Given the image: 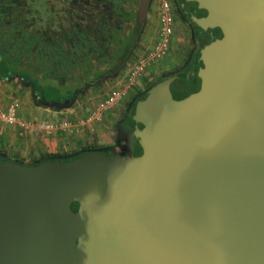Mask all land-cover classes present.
Instances as JSON below:
<instances>
[{
  "label": "water",
  "instance_id": "1",
  "mask_svg": "<svg viewBox=\"0 0 264 264\" xmlns=\"http://www.w3.org/2000/svg\"><path fill=\"white\" fill-rule=\"evenodd\" d=\"M179 1L195 89L173 91L186 74L138 101L132 153L0 159V264H264V0Z\"/></svg>",
  "mask_w": 264,
  "mask_h": 264
},
{
  "label": "trees",
  "instance_id": "2",
  "mask_svg": "<svg viewBox=\"0 0 264 264\" xmlns=\"http://www.w3.org/2000/svg\"><path fill=\"white\" fill-rule=\"evenodd\" d=\"M139 1L0 0V76L31 83L40 104H70L78 89L106 79L124 65L134 48L127 49V30ZM198 52L187 62L189 67L192 62L198 67ZM68 84L72 86L62 92ZM94 152L106 151L85 147L73 153H51L40 163H62Z\"/></svg>",
  "mask_w": 264,
  "mask_h": 264
},
{
  "label": "rangeland",
  "instance_id": "3",
  "mask_svg": "<svg viewBox=\"0 0 264 264\" xmlns=\"http://www.w3.org/2000/svg\"><path fill=\"white\" fill-rule=\"evenodd\" d=\"M157 8L158 0H149L140 36L124 65L106 79L78 89L70 104H40L31 83L0 76V111L7 109L13 100L19 102L17 122L10 123L0 117V155L31 166L39 164L51 153H73L85 147L125 154L130 149L131 138L124 131V122L135 108L138 97L160 80L169 83L172 78L182 77L187 62L199 50L193 26L178 6L170 48L162 56L153 58L152 52L158 51L160 41ZM133 23L129 24L128 33ZM142 66L144 68L140 69ZM137 69L141 74L126 95L113 108H103V103L115 91L128 86ZM72 84L64 85L60 90L64 92ZM101 110L104 112L102 120L91 119ZM65 120H71L73 128L63 127ZM41 121L55 124V130L50 133L39 130ZM29 124L35 127L31 129Z\"/></svg>",
  "mask_w": 264,
  "mask_h": 264
},
{
  "label": "built area",
  "instance_id": "4",
  "mask_svg": "<svg viewBox=\"0 0 264 264\" xmlns=\"http://www.w3.org/2000/svg\"><path fill=\"white\" fill-rule=\"evenodd\" d=\"M178 8L177 0H158V18H159V35L160 41L158 45V51H153V58L160 57L162 54L167 52L172 43V38L174 36V29L176 24V9ZM150 63V61H149ZM142 66L140 69H143ZM141 74V71L138 69L135 70L133 76L130 78V82H128V86L124 89H118L113 93V95L106 99L105 103H103V108H113L117 101H119L124 95H126L128 88H130L134 82L136 77ZM19 102L17 100H13L7 109L0 111V117L5 119L10 123L17 122L19 118ZM104 112L101 110L99 112L94 113L91 119L94 120H102ZM65 128H73V123L71 120H65L62 124ZM29 128L33 129L35 126L32 124L28 125ZM55 124H51L48 121H41L38 123V129L42 131H47L48 133L55 130Z\"/></svg>",
  "mask_w": 264,
  "mask_h": 264
},
{
  "label": "flooded vegetation",
  "instance_id": "5",
  "mask_svg": "<svg viewBox=\"0 0 264 264\" xmlns=\"http://www.w3.org/2000/svg\"><path fill=\"white\" fill-rule=\"evenodd\" d=\"M197 68L198 67H196V64L194 62H192L190 67H189V64H186L185 71H184V74L182 75V78L184 77V75L190 74V79H191L190 80V85L189 86L185 85L183 87V84H181L179 87L178 86L174 87L173 91L180 90V89L182 90L183 89V90H185L184 92H186V93L191 92L193 90V88L195 87V85L197 84V77H198V73H196ZM130 115H128V117L126 118V120L124 122L125 123L124 126H126V127H124V131L129 133L128 135L131 138V145H130V149L127 150V152L125 154H123V155L132 153L134 150L139 148V141L132 135V133H131L132 129L128 126L131 123ZM133 125H134V121H133L132 127H133ZM106 152H108V154L110 156H113V157L117 156V155L122 156V154H119V153H117L115 151H111L110 150V151H106ZM0 159L3 162L8 160L5 156H2V155H0ZM1 160H0V163H2Z\"/></svg>",
  "mask_w": 264,
  "mask_h": 264
},
{
  "label": "crops",
  "instance_id": "6",
  "mask_svg": "<svg viewBox=\"0 0 264 264\" xmlns=\"http://www.w3.org/2000/svg\"><path fill=\"white\" fill-rule=\"evenodd\" d=\"M144 21H145V19H144Z\"/></svg>",
  "mask_w": 264,
  "mask_h": 264
}]
</instances>
